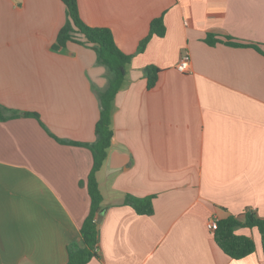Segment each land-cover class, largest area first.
I'll return each instance as SVG.
<instances>
[{
	"label": "crops",
	"instance_id": "1",
	"mask_svg": "<svg viewBox=\"0 0 264 264\" xmlns=\"http://www.w3.org/2000/svg\"><path fill=\"white\" fill-rule=\"evenodd\" d=\"M78 4L87 25L110 29L133 55L97 173L105 213L89 264H264L257 230L237 231L256 251L236 260L207 228L247 212L264 219V55L206 42L230 36L264 51V0ZM160 16L166 35L139 53ZM67 20L62 0H0V264H67L82 244L93 155L70 142H95L108 81L93 49H54ZM186 53L191 70L181 73ZM148 66L160 69L151 90ZM128 195L153 197V215L125 204Z\"/></svg>",
	"mask_w": 264,
	"mask_h": 264
},
{
	"label": "trees",
	"instance_id": "2",
	"mask_svg": "<svg viewBox=\"0 0 264 264\" xmlns=\"http://www.w3.org/2000/svg\"><path fill=\"white\" fill-rule=\"evenodd\" d=\"M66 7L68 20L60 30L56 43L53 46L56 51H62L68 43H76L92 48L97 55L98 64L107 70V85L98 94L101 114L96 124L95 142L70 144L84 146L91 150L93 155V168L87 178L86 186L90 196V212L86 217L80 233L82 244L69 247V258L67 264H89L93 259L98 258L99 224L97 218L101 211H104L103 196L99 188L97 173L103 168L108 158L109 150L114 137L112 110L113 102L121 90L127 68L131 64L133 55L124 53L117 45L113 32L108 28L91 27L87 25L80 16L78 0H62ZM166 26L164 16L151 21L149 35L140 42L138 52L145 51L148 43L154 37H164ZM209 45L224 43L232 47H252L264 55V51L255 44L237 42L230 36L219 38L216 35H209L206 39ZM147 88L153 89L159 79L160 69L156 66H148L145 69ZM26 116L40 119L35 113H26ZM20 116L18 113L11 117ZM0 119H6L0 107ZM84 184V183H82ZM125 204L131 206L139 215L151 216L154 213L153 197L137 198L131 195L126 197ZM248 228L257 230L261 236L262 251L264 255V219L259 218L253 212H247L244 219L235 216L218 221V229L214 232L217 245L232 259L240 260L253 254L256 251V243L253 238L238 234V230Z\"/></svg>",
	"mask_w": 264,
	"mask_h": 264
},
{
	"label": "built area",
	"instance_id": "3",
	"mask_svg": "<svg viewBox=\"0 0 264 264\" xmlns=\"http://www.w3.org/2000/svg\"><path fill=\"white\" fill-rule=\"evenodd\" d=\"M177 69L181 73H188L191 70V58L189 53L182 56ZM207 228L211 232H215L218 229V220H212L207 223Z\"/></svg>",
	"mask_w": 264,
	"mask_h": 264
},
{
	"label": "water",
	"instance_id": "4",
	"mask_svg": "<svg viewBox=\"0 0 264 264\" xmlns=\"http://www.w3.org/2000/svg\"><path fill=\"white\" fill-rule=\"evenodd\" d=\"M104 213H105V210L104 211H101V213L99 214L98 218H97V224H100L102 219H103V216H104Z\"/></svg>",
	"mask_w": 264,
	"mask_h": 264
},
{
	"label": "rangeland",
	"instance_id": "5",
	"mask_svg": "<svg viewBox=\"0 0 264 264\" xmlns=\"http://www.w3.org/2000/svg\"><path fill=\"white\" fill-rule=\"evenodd\" d=\"M88 48H90V47H88ZM92 49V48H91ZM257 235H259L258 233H257Z\"/></svg>",
	"mask_w": 264,
	"mask_h": 264
}]
</instances>
